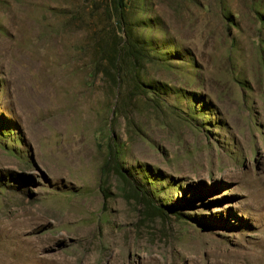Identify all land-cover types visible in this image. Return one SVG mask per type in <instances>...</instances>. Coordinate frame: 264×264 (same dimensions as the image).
I'll use <instances>...</instances> for the list:
<instances>
[{
  "label": "rangeland",
  "instance_id": "rangeland-1",
  "mask_svg": "<svg viewBox=\"0 0 264 264\" xmlns=\"http://www.w3.org/2000/svg\"><path fill=\"white\" fill-rule=\"evenodd\" d=\"M4 1L0 264H264V0H131L158 101L89 78L87 0Z\"/></svg>",
  "mask_w": 264,
  "mask_h": 264
},
{
  "label": "trees",
  "instance_id": "trees-1",
  "mask_svg": "<svg viewBox=\"0 0 264 264\" xmlns=\"http://www.w3.org/2000/svg\"><path fill=\"white\" fill-rule=\"evenodd\" d=\"M87 2L92 5V13L80 7L78 11L71 14L70 20L86 24L83 25L84 28L79 30L90 34L88 41L80 40L73 47L78 53L91 56L88 63L89 78L94 80L96 76L102 74L112 85L113 95L117 101L135 94L145 97L149 101L162 99L163 97L158 93L161 81L154 82L149 79L151 65L156 61L151 53L153 45L143 41L137 35V29L140 25H136L130 19L131 0H87ZM102 2L105 3L110 24L104 23L97 14ZM0 4L4 5L5 1L0 0ZM89 17L96 19L93 26H87V18ZM161 87L166 89L168 86L165 88L161 85ZM115 106L116 108L112 113L117 116L121 109L119 104H115ZM5 123L3 119L0 120V127L3 126L6 130L8 127L3 125ZM99 132L102 133V130ZM121 154L122 151L119 146L115 142L111 143L108 146V165L113 163L117 176L124 183L130 184L137 196L145 197L147 204L150 205V200L145 193L147 188L143 189L141 186L139 188L133 184L134 181L136 182V178L134 179L130 171L121 164ZM138 180L141 185L143 184L142 186H147L139 176Z\"/></svg>",
  "mask_w": 264,
  "mask_h": 264
}]
</instances>
